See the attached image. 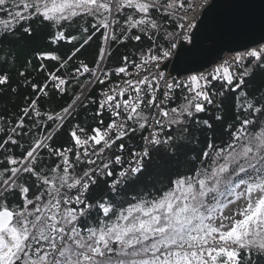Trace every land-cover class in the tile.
Listing matches in <instances>:
<instances>
[{
  "label": "snow or ice",
  "instance_id": "snow-or-ice-1",
  "mask_svg": "<svg viewBox=\"0 0 264 264\" xmlns=\"http://www.w3.org/2000/svg\"><path fill=\"white\" fill-rule=\"evenodd\" d=\"M209 6L210 0H0V38L21 26L31 37L35 19L51 26V44L72 45L63 56L36 53V70L46 78L24 80L35 98L24 97L15 119L0 114V264L264 261V86L249 96L247 85L264 73V39L211 70L182 77L166 71L193 44L198 9ZM77 20L84 21L78 35L69 34L66 27ZM98 34L94 64L80 59L68 72ZM128 42L133 54L114 61V50ZM46 61L55 62L51 70ZM9 83L0 72V87ZM49 88L70 97L59 110L39 106ZM228 93L236 94L239 111L217 143L213 122L199 114L222 109ZM90 105L93 124H71L66 145L54 146L56 134ZM193 125L205 138L198 166L153 186L154 158L171 159L200 143ZM94 189L103 194L92 197Z\"/></svg>",
  "mask_w": 264,
  "mask_h": 264
},
{
  "label": "trees",
  "instance_id": "trees-1",
  "mask_svg": "<svg viewBox=\"0 0 264 264\" xmlns=\"http://www.w3.org/2000/svg\"><path fill=\"white\" fill-rule=\"evenodd\" d=\"M83 23L84 21L77 20L75 25L66 27V31L69 34L78 35L79 27ZM22 27L23 26L18 27L16 33L12 36H4L3 38H0V72H7L10 77L9 85L0 87V114H3L6 118L10 119H15V114L19 107L24 106L27 103L24 99L25 96L35 98V93L32 92L30 84L25 85L24 80L26 79L32 83L40 84L43 83L46 78L45 71L36 70L40 64V61L35 59L36 53L41 51H56L63 56L72 47V45L64 44L63 42L59 45L51 44L47 39L49 33L52 31L51 26L47 24L42 25L39 20L34 19L31 21V27L33 30V35L31 37L23 33ZM169 30H172L171 25H169ZM100 42V36L98 34L89 45L78 54L77 58L70 63L68 72H71V69L77 66V61L80 59H84L90 66H92ZM114 51V61L124 54L131 56L134 51L133 43L128 42L123 46H118ZM29 60H31V64H28ZM45 63L47 64L48 70H51L55 64V62L52 61H46ZM20 71L26 73L24 78L19 76ZM62 74L66 75L67 73L62 70ZM82 82L83 78L81 79V83ZM214 84L217 89L220 88L218 82H214ZM247 85L249 96H251L255 87L264 86V73L257 71L255 76L247 81ZM100 87L101 86L97 84L96 87L91 90L90 95L95 97ZM13 88L16 89L15 92L12 91ZM73 88L75 89L76 86L73 85ZM48 91L49 96L41 97L38 102L42 111L59 110V108L65 106L70 99L67 94L61 97L51 88H49ZM235 95L236 94L233 93L227 94V99L224 101L222 109L217 110L213 106L205 113L199 114V119H208L213 122L212 134L217 137V143L220 142L221 138L227 139L225 128L229 123H234L236 121L237 111L239 110H234L233 107V98ZM94 110L95 106L93 105H90L88 109L79 110L76 118L66 123L64 128L56 134L53 142L54 146L66 145L69 139L67 132L71 127V124L80 123L81 125H84L86 123L92 125L93 120L89 113ZM216 115H223L224 121L222 123L215 121ZM240 115L243 116V113L240 112ZM107 119L108 117L105 116L106 121ZM193 135H198L200 137V143L187 145L178 153L177 157L171 159L161 157L159 160L154 158L153 164L149 169L151 176L153 177V186L157 188L166 186L170 178H174L178 173H190L198 166L197 157L205 145V138L203 133H197L195 131V125H193ZM25 147H27V145H25ZM22 151L23 149L19 147L15 149L17 155ZM0 159H2V157H0ZM0 167H3V165L0 164ZM134 191H136L135 188H133L128 194L131 195ZM102 194L103 193L100 189H94L90 195L95 197ZM93 215H95V213H93ZM261 264H264V261H262Z\"/></svg>",
  "mask_w": 264,
  "mask_h": 264
},
{
  "label": "water",
  "instance_id": "water-1",
  "mask_svg": "<svg viewBox=\"0 0 264 264\" xmlns=\"http://www.w3.org/2000/svg\"><path fill=\"white\" fill-rule=\"evenodd\" d=\"M193 32V44L168 64L172 76L215 66L228 54L264 39V0H210Z\"/></svg>",
  "mask_w": 264,
  "mask_h": 264
},
{
  "label": "built area",
  "instance_id": "built-area-1",
  "mask_svg": "<svg viewBox=\"0 0 264 264\" xmlns=\"http://www.w3.org/2000/svg\"><path fill=\"white\" fill-rule=\"evenodd\" d=\"M193 2L195 3L196 2V0H193ZM202 10L203 9H198V11H200L201 13H202ZM191 14V13H190ZM201 17V16H200ZM199 17V18H200ZM234 57V54H228V55H225L224 57H223V60L222 61H224V60H232V58ZM221 61V62H222ZM220 63V62H219ZM213 67V66H212ZM211 67V68H212ZM211 68H209V69H206V70H211ZM168 72V71H167Z\"/></svg>",
  "mask_w": 264,
  "mask_h": 264
}]
</instances>
